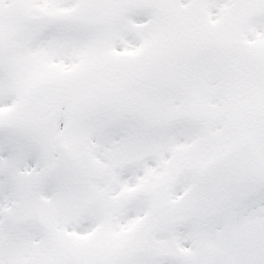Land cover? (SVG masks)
<instances>
[{
  "label": "snow or ice",
  "instance_id": "obj_1",
  "mask_svg": "<svg viewBox=\"0 0 264 264\" xmlns=\"http://www.w3.org/2000/svg\"><path fill=\"white\" fill-rule=\"evenodd\" d=\"M0 264H264V0H0Z\"/></svg>",
  "mask_w": 264,
  "mask_h": 264
}]
</instances>
